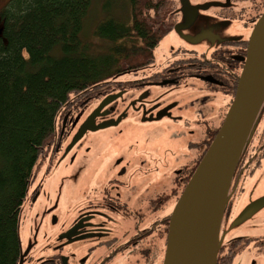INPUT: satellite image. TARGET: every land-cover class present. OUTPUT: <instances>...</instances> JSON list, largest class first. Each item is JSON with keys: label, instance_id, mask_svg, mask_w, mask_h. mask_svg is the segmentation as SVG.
I'll return each mask as SVG.
<instances>
[{"label": "rangeland", "instance_id": "obj_1", "mask_svg": "<svg viewBox=\"0 0 264 264\" xmlns=\"http://www.w3.org/2000/svg\"><path fill=\"white\" fill-rule=\"evenodd\" d=\"M103 1L94 2L85 20L83 32L84 38L93 43L96 49L104 46V43L93 37L95 26L104 17ZM175 1L176 26L155 50L157 66L167 63L168 59L173 61L180 58V53L176 56L172 54L177 49L208 55L223 42L249 40L256 19L264 12V0ZM9 2L10 0H0V12ZM229 7L231 10H227ZM229 11H235L237 16H226ZM1 22L0 19V28ZM126 79L133 80L130 76ZM177 93L174 101L178 103V107L173 112V118H164L146 125H139L132 118L125 119L121 127L106 128L85 135L68 155L54 159L53 163L52 152L50 157L40 163L30 185L29 194L32 192L35 196L33 200L27 198L22 208L19 229L21 257L18 264H32L40 257L53 255L55 247L64 242L59 236L68 224V218L83 203L84 206L87 205L95 191L107 180L119 174H123L120 178L131 187L135 202L142 207H149L148 202L161 194H172L164 210L152 207L147 213L146 209H142L147 219L151 217L158 220L162 216H172L183 193L177 176L197 153L189 145L201 142L204 137L202 135L206 124L201 123L196 115L199 101H206L211 130L222 126L230 101L225 93L211 90L196 92L188 87ZM93 105L91 103L89 108ZM259 112L254 128L257 132L264 128V104ZM74 113L75 116L77 112ZM251 148L249 151L254 150ZM257 150L258 147L256 152ZM259 157L261 158L258 155L250 166L253 167L252 172L257 169L254 162ZM140 166L146 175H141ZM230 190L229 204L220 230L223 244L240 238H262L259 243L241 244L239 249L233 251L237 255L230 264H264V159L253 174L239 177ZM141 200L144 202H140ZM135 222L131 216L127 222L129 224H126L131 230L125 238L129 239L135 232ZM167 235L168 232L154 235L151 241L120 252L109 264H164ZM149 247L152 249V258L146 259L140 249ZM77 249L66 246L62 250L67 257L71 252L76 255L75 258L71 257L70 264H78L80 258L85 259L87 264H93L96 257L109 253V249L104 248L93 251L88 245L82 252Z\"/></svg>", "mask_w": 264, "mask_h": 264}, {"label": "trees", "instance_id": "obj_2", "mask_svg": "<svg viewBox=\"0 0 264 264\" xmlns=\"http://www.w3.org/2000/svg\"><path fill=\"white\" fill-rule=\"evenodd\" d=\"M95 1L10 0L0 12V264L20 260L22 208L40 163L55 149L63 120L112 85L121 89L123 76L152 66L155 50L176 26L175 0H104V17L93 30L104 46L96 49L83 35ZM247 46V41H227L209 54L215 57L226 48L240 52L233 97ZM202 58L205 54L183 64ZM220 128L212 129L202 157ZM235 257L231 252L219 264Z\"/></svg>", "mask_w": 264, "mask_h": 264}, {"label": "flooded vegetation", "instance_id": "obj_3", "mask_svg": "<svg viewBox=\"0 0 264 264\" xmlns=\"http://www.w3.org/2000/svg\"><path fill=\"white\" fill-rule=\"evenodd\" d=\"M234 1L239 2L244 0ZM227 10H231L230 7ZM228 15L235 18L237 13L235 11H229L226 16ZM260 17L261 15L257 19ZM241 41L248 42L246 39ZM238 48L241 51L243 47L240 46ZM226 49L219 51L215 57H209L210 53L205 55L206 59L202 58V60L203 62L209 61L206 65L203 64V62L197 63L193 61H191V63L187 62V64H183L187 59H196L200 54L188 52V50L177 49L172 52V54L173 56H176L177 53H180V58H175L173 61H171L172 59H168L167 63L158 66L156 65L155 60V63L152 66L146 67L143 71L130 75L133 80L129 81V79H126L127 76H123L120 83L124 84L121 89L116 90V86L112 85L114 88L106 90V93L101 92L98 96L92 97L91 102L83 109H72L68 117L63 120V124L65 123V125H62V129L57 135V144L55 145L54 151H52L53 157L51 163H53L54 159L59 158L62 155H68L69 152L66 153V150L71 145L74 135L78 132V129L83 122L86 121L91 113L99 107L105 98L112 95L119 96V98L112 104L104 107L100 112V116L96 118V125L110 123L114 120H118L120 117L123 118L122 122L125 119L132 118V120L138 122L139 125L153 124L164 118H173V112L178 107V103L174 101V97L178 95V90H187L188 87L193 88L196 92L211 90L215 93H225L230 100L228 106L229 109L232 100L234 99L232 90L241 70L240 66H237L236 64V59L242 60V56L240 57V52H236L232 48ZM188 66H191L192 68H189ZM91 103H94V105L89 108ZM198 104L199 107L196 114L197 119L204 125L206 124V128L204 127L205 130L202 135L204 136L202 141L199 143H191V145H189V148H194L197 153L191 158L192 160L190 163L181 169V172L177 176L181 181V187H184L186 184L187 181L185 180L189 177L192 169L201 159L200 157H202L203 152L207 148L206 143L210 141L209 134L212 130L208 124V118L210 115L208 106L205 100H200ZM74 112H77L75 116ZM159 115L162 118L157 119ZM226 115L224 117H226ZM122 122L108 128L121 127ZM90 133L92 132H89L88 134ZM257 134L258 135L253 142H257V144L253 145L252 143L251 147L254 150H248L244 155L245 157H243L242 162L238 167V171H236L234 176L235 181L239 177L243 178L247 175L253 174L259 168L264 159V128ZM196 145L201 146L197 147ZM257 147L258 150L256 152ZM258 155L261 156V158L259 157L254 162V166H256L259 161L260 164L257 166V169L252 172L253 167L250 166ZM140 164H142V162H140ZM142 166H140L141 171L139 172L144 176L146 173H144ZM196 170L197 169H195V171ZM120 176H123V174H119L115 178L107 180L99 190L97 189L95 191L93 198L87 203V205L84 206L83 203L81 207H78V211L71 216L72 218H68V224L64 230L62 229L63 231L59 236L64 242L60 244V246L55 247L56 250L54 254L40 257L32 264H70L69 260L71 257L75 258L76 255L71 252V255H68L67 257V254L64 255L62 250L67 246L73 250L78 248L79 251L82 252L85 250L83 248L87 249V245L88 248L93 249V251L102 248L109 249L107 255L96 257L95 262L93 263L109 264L120 254V252L129 250L130 247H134L135 245L140 244L141 246L142 243L151 241L150 239H152L154 235L168 232L171 215L162 216L158 220L151 219V217H148L147 219V216L142 209H146L145 212L147 213L152 207L154 209L162 208L164 210L169 199L172 197V194H161L156 199L148 202V204H150L149 207H142L141 205H137L131 187H128ZM34 196L35 195L31 192L27 198L33 200ZM140 202H144V200H141ZM131 216L136 220L134 223L136 224V229L132 235L130 234L131 236H129V239H127L125 238V235L131 230V227H127L126 224H129L127 222ZM151 220L153 221L151 222ZM240 239V241L236 240L239 242L231 241L228 244H223V247L219 252L221 259L229 257L230 253L239 249L241 244H247L245 239ZM261 240L262 238L246 239L249 243H259ZM262 246L258 248L261 249ZM150 248L151 247L148 249H140V253H144L146 259L152 258V249ZM225 251H227V253ZM258 251L260 252V250ZM78 264H87V262L85 259L80 258Z\"/></svg>", "mask_w": 264, "mask_h": 264}, {"label": "water", "instance_id": "obj_4", "mask_svg": "<svg viewBox=\"0 0 264 264\" xmlns=\"http://www.w3.org/2000/svg\"><path fill=\"white\" fill-rule=\"evenodd\" d=\"M250 36L232 105L172 211L164 264L177 262L176 222L180 213L184 214L190 225L191 249L187 264H218V255L223 247L220 230L229 204L230 189L239 162L258 135L254 129L255 121L264 104V12L255 23ZM118 98L119 96L112 95L102 101L78 129L66 153L89 132L100 131L122 122L123 118L120 117L116 121L96 125V118L104 107ZM160 118L162 117L159 115L157 119Z\"/></svg>", "mask_w": 264, "mask_h": 264}, {"label": "bare ground", "instance_id": "obj_5", "mask_svg": "<svg viewBox=\"0 0 264 264\" xmlns=\"http://www.w3.org/2000/svg\"><path fill=\"white\" fill-rule=\"evenodd\" d=\"M176 236H177V253L176 264H187L188 254L191 249V235H190V225L188 219L184 218V214L180 213L178 220L176 222Z\"/></svg>", "mask_w": 264, "mask_h": 264}]
</instances>
